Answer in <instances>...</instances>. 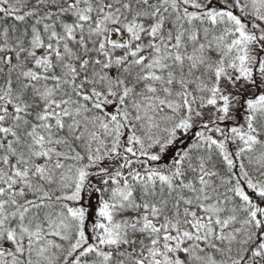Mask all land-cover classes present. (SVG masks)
I'll use <instances>...</instances> for the list:
<instances>
[{
  "label": "snow or ice",
  "instance_id": "6c2138e0",
  "mask_svg": "<svg viewBox=\"0 0 264 264\" xmlns=\"http://www.w3.org/2000/svg\"><path fill=\"white\" fill-rule=\"evenodd\" d=\"M0 264H264V0H0Z\"/></svg>",
  "mask_w": 264,
  "mask_h": 264
}]
</instances>
